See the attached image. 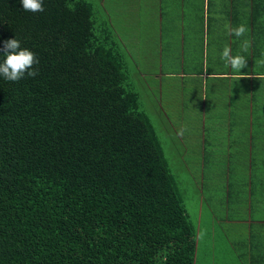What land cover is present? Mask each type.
Returning a JSON list of instances; mask_svg holds the SVG:
<instances>
[{"label":"trees","instance_id":"trees-1","mask_svg":"<svg viewBox=\"0 0 264 264\" xmlns=\"http://www.w3.org/2000/svg\"><path fill=\"white\" fill-rule=\"evenodd\" d=\"M43 5L0 0V47L16 37L39 59L34 78L0 77V264H195L197 230L118 39L88 0Z\"/></svg>","mask_w":264,"mask_h":264},{"label":"rangeland","instance_id":"rangeland-1","mask_svg":"<svg viewBox=\"0 0 264 264\" xmlns=\"http://www.w3.org/2000/svg\"><path fill=\"white\" fill-rule=\"evenodd\" d=\"M88 1L97 25L112 31L126 55L128 83L151 117L197 230V264H210L206 251L201 255L207 232L215 229L223 238L228 231L233 193L245 198L252 187L264 199V89L250 92V80L211 75L229 71L221 56L234 40L225 29L231 13L207 10L204 0H187L184 11L180 0ZM251 16L244 10L237 18L246 24ZM254 31L264 68V12L254 19ZM256 85L264 87V81ZM230 115L243 116V122H230ZM184 127V135H177ZM229 256L221 253L218 260L228 263Z\"/></svg>","mask_w":264,"mask_h":264},{"label":"crops","instance_id":"crops-1","mask_svg":"<svg viewBox=\"0 0 264 264\" xmlns=\"http://www.w3.org/2000/svg\"><path fill=\"white\" fill-rule=\"evenodd\" d=\"M203 5L205 9L209 10L212 7L214 12L220 10H228L231 13V20L229 24L232 27L244 24V22L238 20L239 12L244 10L253 11L255 8L254 0H204ZM214 1L216 6H210L211 2ZM187 0H180V5L183 6L182 11H184ZM224 3V5H223ZM177 4V3H176ZM179 4V3H178ZM245 8V9H244ZM237 24H235V22ZM248 31L242 37H236L234 34L231 35L234 40L230 42L229 47L231 48V55L240 54L246 58V67L241 69L240 73L232 71L231 66H228L229 71H217L220 73H214L215 78L233 80L234 78H241L239 80H250L251 86L248 87L250 92L255 91V89H261L263 85L259 84L264 81V71L261 68V60L257 57H262L261 52L255 49V39H254V20L250 19L249 22L245 24ZM251 36L250 47L247 52L241 50V43L244 41L245 35ZM221 48V43L219 44ZM256 59L257 62H256ZM263 59V58H262ZM256 83V84H255ZM233 86H230L229 90H232ZM262 89V93H263ZM254 101L253 105L254 106ZM244 117L240 115L229 116L230 122H243ZM252 118H250L249 123H252ZM240 136V134H239ZM238 138H241L238 137ZM250 192L246 194L245 198H242L240 191L238 190V196L236 197L235 192L231 198V203L233 205V211L228 214L225 221H228L229 228L228 231H222L221 238L220 235L216 234L215 229L209 230L207 232L205 246L207 250H202L201 255L206 251V255L209 258L210 264H264V199H260L258 195V190L249 189ZM245 201V204H244ZM247 206V207H246ZM245 208L244 213L242 209ZM230 215L232 217H230ZM210 223H213V218H210ZM221 241L222 247H219L218 242ZM198 247V243H197ZM220 248L219 250L217 249ZM221 253H229L230 261L228 263L218 260ZM225 254H223L224 256ZM195 264H197V253Z\"/></svg>","mask_w":264,"mask_h":264},{"label":"clouds","instance_id":"clouds-1","mask_svg":"<svg viewBox=\"0 0 264 264\" xmlns=\"http://www.w3.org/2000/svg\"><path fill=\"white\" fill-rule=\"evenodd\" d=\"M22 8L26 12H43L44 5L43 0H20ZM225 29L229 35H235L236 37H242L248 31L245 24H240L238 27H232L230 24H225ZM241 50L247 52L250 47V42L244 40L241 45ZM0 54H3L6 58L0 63V77H3L7 81L17 82L26 77H36L39 74V70L34 65L39 63L38 57L32 50L21 47V41L16 37L7 39L0 47ZM221 59L224 60L225 66H231L236 73H240L241 69L246 67V58L243 55L237 54L231 55V48L225 46ZM187 131L186 127L180 128L177 135L183 136ZM203 233H201V236Z\"/></svg>","mask_w":264,"mask_h":264}]
</instances>
